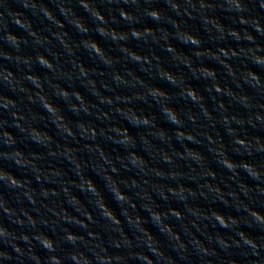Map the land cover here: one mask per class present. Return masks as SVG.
Segmentation results:
<instances>
[{
	"label": "clouds",
	"instance_id": "obj_1",
	"mask_svg": "<svg viewBox=\"0 0 264 264\" xmlns=\"http://www.w3.org/2000/svg\"><path fill=\"white\" fill-rule=\"evenodd\" d=\"M14 2L0 11V59L16 66L0 64V210L20 230L0 223V261L154 264L160 237L187 248L174 221L187 233L190 216L216 245L195 238L204 254L264 264V0Z\"/></svg>",
	"mask_w": 264,
	"mask_h": 264
}]
</instances>
